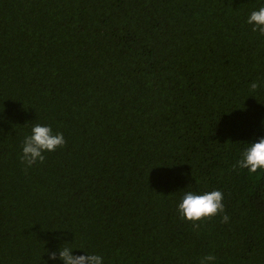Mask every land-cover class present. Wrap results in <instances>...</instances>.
I'll use <instances>...</instances> for the list:
<instances>
[{
	"label": "trees",
	"instance_id": "trees-1",
	"mask_svg": "<svg viewBox=\"0 0 264 264\" xmlns=\"http://www.w3.org/2000/svg\"><path fill=\"white\" fill-rule=\"evenodd\" d=\"M264 0H0V264H264ZM260 82L253 92L250 85ZM66 144L25 171L35 124ZM225 213L182 220L186 191Z\"/></svg>",
	"mask_w": 264,
	"mask_h": 264
},
{
	"label": "clouds",
	"instance_id": "clouds-1",
	"mask_svg": "<svg viewBox=\"0 0 264 264\" xmlns=\"http://www.w3.org/2000/svg\"><path fill=\"white\" fill-rule=\"evenodd\" d=\"M247 23L252 25L253 32H259L264 36V6L250 13ZM262 87L260 82H253L250 85L251 91L255 92ZM264 126V121H262ZM66 140L62 133H53L50 126L35 124L31 129V134L26 136L22 145L21 162L26 165L25 171L37 163L45 161V152H53L58 148H63ZM234 168L247 169L248 173L254 174L258 170H264V137L249 143L241 154V159L237 161ZM223 193L220 190H212L197 194L193 191H186L178 204V212L182 220L192 223L193 230L200 228V223L211 220L213 217L221 216V223H227L230 217L225 213L223 203ZM73 249L63 247L59 249V255L55 251L49 252V259L59 258L63 264H103V257L96 254L74 256ZM214 255H206L200 260V264H210L215 261Z\"/></svg>",
	"mask_w": 264,
	"mask_h": 264
}]
</instances>
